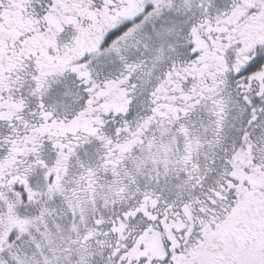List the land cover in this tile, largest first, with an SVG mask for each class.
<instances>
[{"label":"snow or ice","instance_id":"snow-or-ice-1","mask_svg":"<svg viewBox=\"0 0 264 264\" xmlns=\"http://www.w3.org/2000/svg\"><path fill=\"white\" fill-rule=\"evenodd\" d=\"M0 264H264V0H0Z\"/></svg>","mask_w":264,"mask_h":264}]
</instances>
